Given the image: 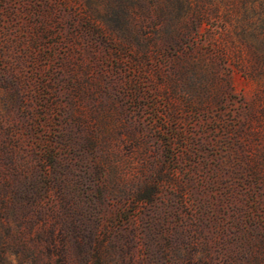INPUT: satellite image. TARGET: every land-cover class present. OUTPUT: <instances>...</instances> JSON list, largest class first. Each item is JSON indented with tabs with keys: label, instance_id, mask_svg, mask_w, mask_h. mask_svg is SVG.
Returning a JSON list of instances; mask_svg holds the SVG:
<instances>
[{
	"label": "rangeland",
	"instance_id": "374dc122",
	"mask_svg": "<svg viewBox=\"0 0 264 264\" xmlns=\"http://www.w3.org/2000/svg\"><path fill=\"white\" fill-rule=\"evenodd\" d=\"M0 0V264H264V0Z\"/></svg>",
	"mask_w": 264,
	"mask_h": 264
},
{
	"label": "trees",
	"instance_id": "16d2710c",
	"mask_svg": "<svg viewBox=\"0 0 264 264\" xmlns=\"http://www.w3.org/2000/svg\"><path fill=\"white\" fill-rule=\"evenodd\" d=\"M239 2H240V4L246 3V1H244V0H239ZM259 13L264 16V6L259 10ZM93 264H98V261L95 259L94 262H93Z\"/></svg>",
	"mask_w": 264,
	"mask_h": 264
}]
</instances>
